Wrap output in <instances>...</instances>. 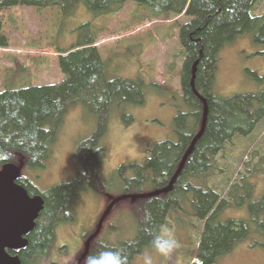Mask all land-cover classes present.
<instances>
[{
    "label": "rangeland",
    "instance_id": "obj_1",
    "mask_svg": "<svg viewBox=\"0 0 264 264\" xmlns=\"http://www.w3.org/2000/svg\"><path fill=\"white\" fill-rule=\"evenodd\" d=\"M256 6L252 13L264 14V0H258ZM189 20L184 14L165 20L132 1L126 2L115 13L101 16H93L81 2L65 10L60 6L17 5L2 11V30L8 46L0 48V92L6 88L60 83L65 77L59 55L61 51L90 39L95 41L105 80L140 81L143 92L141 103L134 102V99L109 100L104 132L99 140L103 160L98 169L106 191L97 193L84 188L78 193L72 208V220L61 222L55 231L54 243L64 244L67 255L65 259H58L56 264H67L73 257L77 262L84 250L86 236L94 232L108 204L124 194L126 180L135 179L137 168L134 166L144 164L153 144L176 140L177 128L187 125L188 119L176 123L175 116L188 111L180 90L185 51L179 37L181 27ZM212 89L220 98L262 91L264 42L256 41L254 33H244L225 44L218 53ZM102 90L95 96L84 93V97L68 103L60 119L47 126L48 129L55 128V140L43 168L21 166V175L32 189L45 194L55 185L75 179L79 170L75 149L97 128L101 109L98 99L102 98ZM253 135L252 141L250 137L234 138L227 145L226 152L218 156V165L224 166V174L214 176L212 182H220L223 175L230 172L235 177L238 172L246 173L244 166H238L233 159V153L240 154L245 145L250 148L243 159L250 160L247 169L254 165L257 168L253 175L247 173L249 179L237 182L238 185L231 190V202L219 210L216 218L218 222H246L248 235L231 251L219 255L212 264H264V225L259 227L252 221L248 208V204L257 201L264 192V120L256 126ZM250 153L254 155L250 156ZM137 182L133 186L139 185L140 193L155 188L150 180L144 184ZM190 198L193 195H189L180 210L173 212L162 228L177 242L171 256L160 257L146 246L135 255L131 264H142L146 252H151L154 264H192L198 261L192 259L191 253L198 247L204 228L199 229L201 221L190 207ZM133 201L123 199L112 207L102 223L95 240L97 243L110 246L136 237L137 226L131 210ZM53 251L52 245L50 252ZM61 251L64 253V248ZM57 255L59 253L50 254L53 259Z\"/></svg>",
    "mask_w": 264,
    "mask_h": 264
},
{
    "label": "trees",
    "instance_id": "obj_2",
    "mask_svg": "<svg viewBox=\"0 0 264 264\" xmlns=\"http://www.w3.org/2000/svg\"><path fill=\"white\" fill-rule=\"evenodd\" d=\"M128 1L149 8L152 14L165 20L182 14L190 18L181 27L179 37L185 51L180 90L188 111L175 116L176 123L185 118L188 123L177 128L176 140L153 144L144 164L134 166L137 175L133 180H126L124 194L140 193V186H133L138 180L139 184L150 180L154 190L168 184L200 128L203 102L194 90L206 101V122L172 189L167 193L133 201L131 210L137 226L136 237L129 242L121 241L110 246L97 243L96 238L89 254L105 248L123 249L128 264H131L144 247H151L153 234L160 232L173 212L180 210L189 195H193L189 199L190 207L201 221L199 229H204L200 233L198 247L191 253L192 259L198 261L192 264H212L219 255L228 253L245 239L249 232L248 224L242 220L218 222L216 219L219 210L231 202V190L238 185L237 182L249 179L247 173L253 175L256 171V165L247 169L249 159L243 160L249 153V146L245 145L247 147L244 146L240 154L233 153V159L238 166H244L246 173L238 172L235 177L230 172L217 183L212 182V179L224 174V166L218 165V156L226 152L227 145L234 138H254L256 126L264 120V89L254 94H234L220 98L213 93L212 88L218 53L225 44L244 33H254L256 41L264 42V14L252 13L258 0H0V48L8 46V39L2 30V11L10 7L60 6L65 10L81 2L93 16H101L117 12ZM94 43L90 39L61 51L59 55L65 77L60 83L6 88L0 92V169L6 163L41 169L55 140V128L48 129L47 126L60 119L68 103L84 97V93L95 96L97 91L103 89L102 98L98 99L101 109L97 128L91 137L80 142L75 149L79 164L75 179L55 185L45 194L29 187L23 175L16 180L30 196L38 194L43 199L35 225L26 237L27 245L17 253L21 264H43L50 256L56 228L72 217L75 198L82 189L89 188L97 193L106 191L98 169L103 160V148L99 140L104 132L109 100L143 101L140 81L105 80L103 63ZM194 61L197 64L192 87L191 67ZM248 208L252 221L259 227L264 225V192L257 201L249 203ZM146 213L151 214V220H146Z\"/></svg>",
    "mask_w": 264,
    "mask_h": 264
},
{
    "label": "water",
    "instance_id": "obj_3",
    "mask_svg": "<svg viewBox=\"0 0 264 264\" xmlns=\"http://www.w3.org/2000/svg\"><path fill=\"white\" fill-rule=\"evenodd\" d=\"M196 64L197 61H194L191 67L192 87ZM194 92L203 102L200 128L192 138L168 184L151 192L123 194L112 199L100 216L94 232L86 239L84 250L76 264H81L82 260L87 255L90 242L98 235L104 219L117 202L123 199L136 200L139 198L157 196L162 193H167L172 189L173 183L182 170L186 158L192 151L195 142L202 135L205 127L207 112L206 101L195 90ZM20 174L21 166H17L13 163H6L0 169V264H21L17 253L26 247V237L33 229L35 220L43 206V199L40 195L35 194L30 196L27 190L16 182ZM9 252L14 254L11 255Z\"/></svg>",
    "mask_w": 264,
    "mask_h": 264
},
{
    "label": "clouds",
    "instance_id": "obj_4",
    "mask_svg": "<svg viewBox=\"0 0 264 264\" xmlns=\"http://www.w3.org/2000/svg\"><path fill=\"white\" fill-rule=\"evenodd\" d=\"M146 220H151V214L146 213ZM177 247L176 240L167 230H162L153 234L151 240V250L160 257L168 258ZM67 264H76L75 257ZM83 264H128V258L123 249H107L84 257ZM142 264H154L151 252H146L142 258Z\"/></svg>",
    "mask_w": 264,
    "mask_h": 264
},
{
    "label": "flooded vegetation",
    "instance_id": "obj_5",
    "mask_svg": "<svg viewBox=\"0 0 264 264\" xmlns=\"http://www.w3.org/2000/svg\"><path fill=\"white\" fill-rule=\"evenodd\" d=\"M190 21V20H189ZM199 54H200V52H199ZM28 186L30 187V184H28ZM69 220H72V217H70L67 221H69ZM60 225V224H59ZM58 227V226H57ZM57 229V228H56ZM92 233H90L89 235H87L86 236V238L85 239H87L90 235H91ZM98 235H99V233H98ZM98 235L90 242V245H89V251H88V253H87V255H89V252H90V248H91V244L94 242V240L98 237ZM56 238V237H55ZM54 238V239H55ZM86 241V240H85ZM84 246H85V242H84ZM62 248H64V253L61 251V249ZM56 249V250H55ZM53 250L55 251H53V252H50V254L51 255H53L54 254V256H55V254H58L59 253V255H57V257H55L54 259L53 258H51V256H48L46 259H45V263L44 264H56L57 262H58V259L60 260V259H65V258H67V255H66V250H65V245L64 244H56V243H54V241H53ZM60 251H61V253H60ZM58 252V253H57ZM82 253V252H81ZM9 254H11V255H13L14 253H12V252H9ZM81 255V254H80ZM86 255V256H87ZM18 256V255H17ZM84 260V259H83ZM83 260H82V262H81V264L83 263ZM77 263V262H76Z\"/></svg>",
    "mask_w": 264,
    "mask_h": 264
}]
</instances>
